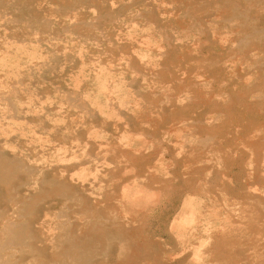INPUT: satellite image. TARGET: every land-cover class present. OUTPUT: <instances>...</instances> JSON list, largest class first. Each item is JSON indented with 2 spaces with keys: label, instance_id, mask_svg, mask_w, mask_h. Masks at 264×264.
Here are the masks:
<instances>
[{
  "label": "rangeland",
  "instance_id": "1",
  "mask_svg": "<svg viewBox=\"0 0 264 264\" xmlns=\"http://www.w3.org/2000/svg\"><path fill=\"white\" fill-rule=\"evenodd\" d=\"M1 155L0 264H264V0H0Z\"/></svg>",
  "mask_w": 264,
  "mask_h": 264
},
{
  "label": "bare ground",
  "instance_id": "2",
  "mask_svg": "<svg viewBox=\"0 0 264 264\" xmlns=\"http://www.w3.org/2000/svg\"><path fill=\"white\" fill-rule=\"evenodd\" d=\"M256 1H258V0H256ZM167 4H168V3H167ZM148 6H149V5H148ZM233 7H234V6H233ZM98 8H99V7H98ZM253 9H254V8H253ZM95 13H96V12H95ZM242 13H243V12H242ZM256 13H257V12H256ZM249 15H250V14H249ZM247 16H248V15H247ZM249 17H250V16H249ZM158 22H159V21H158ZM155 31H156V30H155ZM100 37H101V36H100ZM183 41H184V40H183ZM211 41H212V40H211ZM212 43H214V41H213ZM95 44H96V43H95ZM139 44H140V43H139ZM170 45H171V44H170ZM235 47H236V46H235ZM216 49H217V48H216ZM197 51H198V50H197ZM37 58H38V57H37ZM131 61H132V59H131ZM120 63H121V62H120ZM124 63H125V62H124ZM172 64H173V63H172ZM92 67H93V66H92ZM93 74H94V73H93ZM218 74H219V73H218ZM151 77H152V76H151ZM202 87H203V86H202ZM229 88H230V87H229ZM109 89H110V88H109ZM131 89H132V88H131ZM107 92H108V91H107ZM213 93H214V92H213ZM166 100H167V99H166ZM71 101H72V100H71ZM4 104H5V103H4ZM78 107H79V106H78ZM79 109H80V108H79ZM41 116H42V115H41ZM133 127H134V124H133ZM203 131H204V130H203ZM248 131H249V130H248ZM198 135H199V134H198ZM247 137H248V136H247ZM87 140H88V139H87ZM56 141H57V140H56ZM202 141H203V140H202ZM184 142H185V141H184ZM75 146H76V145H75ZM103 147H104V146H103ZM64 150H65V149H64ZM59 152H60V151H59ZM5 153H6V152H5ZM82 154H84V153H82ZM179 155H180V154H179ZM2 156H3V155H1L0 158H1ZM12 158H14V157H12ZM222 158H223V157H222ZM6 159H7V158H6ZM15 159H16V158H15ZM178 159H179V158H178ZM239 161H240V160H239ZM78 163H79V162H78ZM76 165H77V164H76ZM23 166H24V165H23ZM138 168H139V167H138ZM28 170H29V169H28ZM236 170H237V169H236ZM11 171H13V170H11ZM17 171H18V170H17ZM27 173H28V172H27ZM63 173H64V172H63ZM63 173H62V175H63ZM65 173H66V172H65ZM18 176H19V175H18ZM25 176H26V175H25ZM30 176H31V175H30ZM56 176H57V175H56ZM4 177H5V175H4ZM7 177H8V176H7ZM57 177H58V176H57ZM57 177H56V179H58ZM60 177H62V176H60ZM66 177L69 178L70 176H67V175H66L65 178H66ZM5 178H6V177H5ZM31 178H32V177H30L28 180H30ZM233 178H234V176H233ZM6 179H7V178H6ZM26 179H27V178H26ZM48 180H50V179H48ZM51 180H52V179H51ZM54 180H55V179H54ZM58 180H59V179H58ZM71 180H72V179H71ZM71 180H70V181H71ZM26 181H27V180H26ZM30 181H31V180H30ZM32 181H34V180L32 179ZM35 181H36V179H35ZM35 181H34V182H35ZM14 182H15V181H14ZM18 182H19V181H18ZM37 182H38V181H37ZM40 182H41V181H40ZM40 182H38L37 184L39 185ZM56 182H57V181H56ZM63 182H64V179H63ZM73 182H74V181H73ZM91 182H92V181H91ZM19 183H20V182H19ZM24 184H25V183H24ZM20 185H21V183H20ZM30 185H32V184L30 183ZM35 185H36V183H35ZM16 186L18 187V185H16ZM32 186H34V185H32ZM25 188H26V187H25ZM25 188H23V189H25ZM64 188H65V187H64ZM66 188H67V187H66ZM71 188H72V187H71ZM10 189H11V188H10ZM10 189H9V191H11ZM13 189H14V187H13ZM36 189H37V188H36ZM43 189H44V188H43ZM43 189H42V190H43ZM53 189H54V188H53ZM67 189H70V188H67ZM15 190H16V189H15ZM54 190H56V189H54ZM247 190H248V189H247ZM18 191H19V190H18ZM24 191H25V193L27 192L26 190H24ZM24 191H22V192H24ZM30 191H31V190H30ZM46 191H47V189H46ZM20 192H21V191H20ZM20 192H19V193H20ZM57 192H59V190H57ZM19 193H18V194H19ZM29 193H30V192H29ZM31 194H32V193H31ZM74 194H75V193H74ZM74 194H72V195L74 196ZM22 195H23V194H22ZM48 195H50V194H48ZM78 195H79V194H78ZM124 195H125V194H124ZM24 196H25V195H24ZM24 196H22V197H24ZM73 196H72V197H73ZM125 196L128 198V200H129L130 202L132 201V199H133L134 197H135L134 199H135V200L137 199V201L140 199V194H139V193H136L134 196H132L131 194H127V195H125ZM18 197H19V195H18ZM25 197H28V196H25ZM70 197H71V196H70ZM82 197H83V196H82ZM141 197H142V196H141ZM32 198H33V197H32ZM43 198H44V197H43ZM22 199H23V198H22ZM26 199H27V198H26ZM35 199H36V198H35ZM91 199H92V198H91ZM159 199H160V198H159ZM23 200H24V199H23ZM38 200H39V199H38ZM84 201H85V200H84ZM139 201H140V200H139ZM33 202H34V201H33ZM97 202H98V200H97ZM16 203H17V202H15V204H16ZM24 203H26V202H24ZM34 203H35V202H34ZM138 203H140V202H138ZM19 204H20V203H19ZM19 204H18V205H19ZM28 204H29V203H28ZM32 204H33V203H31V205H32ZM85 204H86V202H85ZM98 204H99V203H98ZM20 205H21V204H20ZM34 205H35V204H34ZM93 205H94V204H93ZM139 205H140V204H139ZM14 206H16V205H14ZM23 206H24V204H23ZM29 206H30V205H29ZM79 206H80V205H79ZM83 206H84V205H83ZM97 206H98V205H97ZM16 207H17V206H16ZM16 207H14V209H15ZM20 207H22V206L17 207V209L20 208ZM30 207H31V206H30ZM30 207L28 208V210L30 209ZM136 207H137V206H136ZM25 208H26V207H25ZM25 208H23V209H25ZM31 208H32V207H31ZM37 208H38V207H37ZM140 208H142V207L140 206ZM14 209L12 210V212H13V213H16ZM23 209H22V210H23ZM138 209H139V208H138ZM22 210H21V211H22ZM28 210H27V212H30V211H28ZM32 210H33V209H32ZM32 210H31V211H32ZM141 210H142V209H141ZM16 211H18V210H16ZM40 213H41V212H40ZM19 214H20V213H19ZM33 214H35V213H33ZM12 215H13V214H12ZM41 217H42V216H41ZM56 218H57V216H56ZM136 220H137V219H136ZM134 221H135V219H134ZM170 224H171V223H170ZM128 225H129V224H128ZM14 226H15V225H14ZM18 226H19V225H18ZM169 226H170V225H169ZM51 231H52V230H51ZM100 236H102V235H100ZM20 237H21V236H20ZM51 242H52V241H51ZM78 242H79V241H78ZM81 244H82V243H81ZM1 246H2V245H1ZM78 246H79V245H78ZM133 253H134V252H133ZM182 253H183V252H182ZM185 253H186V252H185ZM196 255H197V254H196ZM135 257H136V256H135ZM172 258H173V257H172Z\"/></svg>",
  "mask_w": 264,
  "mask_h": 264
}]
</instances>
